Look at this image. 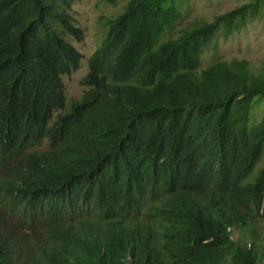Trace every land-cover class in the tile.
I'll return each instance as SVG.
<instances>
[{
  "label": "trees",
  "instance_id": "obj_1",
  "mask_svg": "<svg viewBox=\"0 0 264 264\" xmlns=\"http://www.w3.org/2000/svg\"><path fill=\"white\" fill-rule=\"evenodd\" d=\"M76 1L0 0V264H264V62L202 68L264 0H126L68 105Z\"/></svg>",
  "mask_w": 264,
  "mask_h": 264
},
{
  "label": "rangeland",
  "instance_id": "obj_2",
  "mask_svg": "<svg viewBox=\"0 0 264 264\" xmlns=\"http://www.w3.org/2000/svg\"><path fill=\"white\" fill-rule=\"evenodd\" d=\"M252 1L256 0H182V18L165 39L178 37L184 30L213 22L218 16ZM125 5L126 0H116V3L110 0H77L73 4L71 13L76 25L83 29L84 39L79 41L74 37H68L83 55L79 68L63 76L68 105L81 99L86 91L87 88L82 81L89 71L88 59L102 43L107 32L108 20L121 13ZM233 59L248 60L253 68H259L263 64L264 6L232 35H226L225 31L218 33L203 53L202 68L216 61ZM254 115L256 120H259L263 115V109L258 108ZM262 166L264 155L259 163V167ZM261 229L264 231V217L261 220Z\"/></svg>",
  "mask_w": 264,
  "mask_h": 264
}]
</instances>
